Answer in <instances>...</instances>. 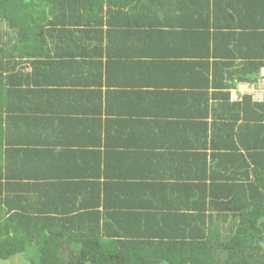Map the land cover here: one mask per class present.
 <instances>
[{"label": "trees", "instance_id": "1", "mask_svg": "<svg viewBox=\"0 0 264 264\" xmlns=\"http://www.w3.org/2000/svg\"><path fill=\"white\" fill-rule=\"evenodd\" d=\"M105 3L106 0H0V194L5 148L7 155L12 151L19 155L35 151L32 148L38 145L36 141H27L28 135L38 128L34 127L38 125V112L42 111L38 109L44 106L38 104V96L50 93L59 105L73 106L76 104L71 101L82 103L100 93L104 85L110 94L114 91L110 88L123 84L109 73L123 65H111L113 30L108 31V46L104 44ZM109 26L114 29L115 23L109 21ZM199 36L205 51L181 55L191 57L185 69L200 76L204 97L211 94L217 101L213 108L207 102L201 109L203 130H199L197 138L201 132L207 133L203 145H189L183 152L173 147L145 146L141 150L149 151L140 152L143 158H153L155 166L168 164L175 166L171 169L187 170L188 175L179 178L175 190L197 187V196L193 195L184 207L151 203L155 209L151 212L122 211L123 217L111 216L113 221L119 220L115 224L118 227L106 232L108 225L96 220L101 212L91 213L90 200L81 203L79 214L74 207L54 212L61 216H44L38 213V200L36 203L33 195L38 185L32 187L34 190L24 186L21 191L29 196L21 191L15 197L8 196L4 201L7 210L0 197V264H15L14 258H20V264H264V102H254L249 94L242 101L231 102L229 92L237 82L254 80L264 60L250 55L253 62L236 66L234 60L243 58L241 49L228 45L226 52L217 54L222 60L210 64V34L203 32ZM231 41L237 47L241 37ZM105 54L109 57L106 62ZM260 56L264 59V55ZM155 61L150 58L147 63L152 65ZM135 62L142 64L140 60ZM124 93L130 105L135 92ZM59 111L56 113L64 114L61 117L66 120H58L64 129L66 124L73 129L74 123L89 116L85 111L83 119L71 115L82 113L79 110ZM190 118L188 112L181 119L187 122ZM29 143L33 145L23 146ZM188 148L198 151L185 153ZM24 157H29L27 152ZM194 158L195 163L191 162ZM19 163L22 162L11 163L12 168ZM5 176L8 181L12 178ZM128 179L125 177L127 184L123 185L133 188L129 193L154 192L144 188L140 178L138 183ZM152 188H161L162 192L168 186L161 182ZM95 200V206L104 203L101 196ZM104 201L108 207L110 204ZM113 201V207L121 210L129 211L132 206ZM87 218L92 221L86 223ZM113 224L110 222L111 227Z\"/></svg>", "mask_w": 264, "mask_h": 264}, {"label": "crops", "instance_id": "2", "mask_svg": "<svg viewBox=\"0 0 264 264\" xmlns=\"http://www.w3.org/2000/svg\"><path fill=\"white\" fill-rule=\"evenodd\" d=\"M108 2L106 0L103 13L104 44L108 46L110 37L108 31L113 30L111 36L114 47L110 60L114 64L111 65L112 67L117 63L123 65L121 69L113 68L115 70L109 73L115 76V80L121 79L124 86L109 87V90L114 91L107 94V86L104 85L100 93L85 98L82 103L76 100L69 101L76 104L73 106L59 105L60 102L56 103L57 100L51 97L50 93L38 96V104L44 106L43 109H38L42 110L38 112V125L34 126L38 128L27 137L28 142H38V145L34 144L35 147L32 148L35 151L28 150L29 152L24 151L19 155L12 151L7 155L6 147L1 158L3 174L12 177L8 181L4 175L1 181L3 192L0 197L3 200L2 207L6 210L4 201L8 196L15 197L24 186L32 189L37 185L38 191L33 195L36 203L38 200V213L57 217L60 213L55 214V211L62 212L75 207L76 214H79L82 212L79 206L88 199L91 203L89 207L93 208L91 213L101 212L96 220L98 219L102 225H108L106 232L118 227L115 224L118 225L119 220L113 221L111 216L123 217L122 211L151 212L155 210L151 203L162 207L186 206L192 196L195 198L200 192V188L197 187L189 190L181 187V191L175 190L180 183L179 178L188 175L187 170L171 169L175 166L168 164L158 167L155 166L153 158L148 160L149 157L143 158L140 155L142 151H149L146 148L141 150L145 146L173 147L177 152H183V148L189 145L200 147L207 136V133L201 132L197 138L202 128L201 122L204 121L201 109L207 102L213 108L217 101L211 94L204 97V90L200 87V76H194L192 70L185 69L186 62L191 57L181 54L203 53L205 49L199 34L207 32L210 34V64L222 60L217 54L226 52L228 45L230 48L241 49L243 58L234 60L236 66L253 62L251 60L254 59H251L250 55L257 57V60H264L260 56L264 55V0H113L111 4ZM110 10L113 12L109 13ZM109 21L115 23L114 29H110ZM231 33L237 35H226ZM233 37H241L239 44L236 41L237 47H234L231 41ZM204 41L207 42L208 37L204 38ZM160 54L169 57H156ZM108 58L105 54L104 62ZM150 58L156 59L152 65L147 63ZM139 60L142 64L138 65L135 61ZM263 68L264 66L254 80L237 82L230 89L236 93L238 85H241L236 100L231 99L229 90L231 102L243 100L246 94L243 92L248 90L247 84L252 89L258 86V81L264 78L261 76ZM30 69L31 67L26 71ZM104 73V79H107L109 73L107 74L106 67ZM194 85L199 88H195ZM127 91L135 92L131 95L130 105L125 100L127 95L124 92ZM59 109L70 112L79 110L83 114L71 115L82 119L85 118L84 111L89 116L85 121L74 123L77 128L74 126L73 129L71 126L68 128L66 124L64 129V125L58 122L59 118L62 122L66 121L63 118L64 114L56 113L61 112ZM91 111L93 113H90ZM188 112H191L192 118L185 122L181 118ZM208 121L212 123L211 118ZM193 130L195 131L192 132ZM64 131L66 132L63 133ZM212 135L213 130H208L209 144ZM32 145L29 143L23 146ZM189 149H186L185 153L196 150L193 148L187 151ZM26 152L29 155L27 159L24 157ZM207 152L210 154V160L212 150L209 149ZM16 160L22 163L12 168L11 163ZM196 160L194 158L191 162L195 163ZM125 177L130 178L129 182L142 181L144 188H151L154 192H148L147 195L129 193L133 188L123 185L127 184L124 181ZM161 182L166 183L168 188L162 192H159L161 188L156 190L152 188ZM25 194L29 196L28 193L22 192V195ZM100 196L101 201L105 203L104 200H107L110 204L108 207H105L104 203L99 206L93 205L95 199ZM114 199L132 206L129 211L113 207ZM87 219L89 220L86 223L91 220ZM110 222L114 223L112 227Z\"/></svg>", "mask_w": 264, "mask_h": 264}, {"label": "built area", "instance_id": "3", "mask_svg": "<svg viewBox=\"0 0 264 264\" xmlns=\"http://www.w3.org/2000/svg\"><path fill=\"white\" fill-rule=\"evenodd\" d=\"M261 76L264 77V68L261 70ZM241 85H238V92L236 91V93H234L233 89L230 90L231 91V99L236 100L238 98V93L240 91V87ZM247 91H244L243 93L249 94L252 96L253 100L256 102H264V78L260 79L258 81V86L256 88H251L248 84H247ZM242 93V92H241Z\"/></svg>", "mask_w": 264, "mask_h": 264}, {"label": "rangeland", "instance_id": "4", "mask_svg": "<svg viewBox=\"0 0 264 264\" xmlns=\"http://www.w3.org/2000/svg\"><path fill=\"white\" fill-rule=\"evenodd\" d=\"M19 260H21L20 258H14V262L13 263H15V264H20L21 263V261H19ZM10 263V262H9ZM9 263H7V264H9ZM12 263V262H11ZM10 263V264H11Z\"/></svg>", "mask_w": 264, "mask_h": 264}, {"label": "clouds", "instance_id": "5", "mask_svg": "<svg viewBox=\"0 0 264 264\" xmlns=\"http://www.w3.org/2000/svg\"><path fill=\"white\" fill-rule=\"evenodd\" d=\"M256 102V101H255Z\"/></svg>", "mask_w": 264, "mask_h": 264}]
</instances>
